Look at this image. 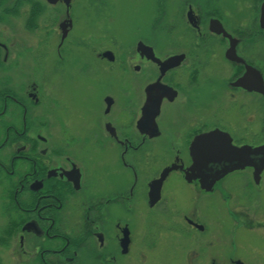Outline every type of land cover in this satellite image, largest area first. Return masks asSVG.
Wrapping results in <instances>:
<instances>
[{"label": "flooded vegetation", "instance_id": "obj_1", "mask_svg": "<svg viewBox=\"0 0 264 264\" xmlns=\"http://www.w3.org/2000/svg\"><path fill=\"white\" fill-rule=\"evenodd\" d=\"M136 1L112 46L89 31L107 0H0L4 264H153L164 233L205 225L226 264H247L240 233L264 242V0Z\"/></svg>", "mask_w": 264, "mask_h": 264}, {"label": "rangeland", "instance_id": "obj_2", "mask_svg": "<svg viewBox=\"0 0 264 264\" xmlns=\"http://www.w3.org/2000/svg\"><path fill=\"white\" fill-rule=\"evenodd\" d=\"M109 2L108 10L105 15L113 16V20L103 25L94 24L89 22V31L91 38H97L98 31L104 32L109 38L108 42L117 45H124L131 41L134 34L135 24L132 22L134 15L133 4L136 0H107ZM144 1V0H142ZM83 24L77 26L75 36L81 33ZM91 43L96 41L91 40ZM75 58H83L82 49L74 46L73 48ZM86 58V56H85ZM91 62V61H89ZM72 72H70L71 74ZM57 93L62 101L71 103L75 108L79 106L81 101H84L86 96L85 92L78 88L77 82L74 78L69 81L63 82L62 86L57 87ZM176 193L169 197V201L183 206L187 202V192L181 185L173 186ZM172 199V200H171ZM211 206L200 205L201 215L207 220L212 219L214 214L212 211L211 203H204ZM212 209V210H211ZM2 208L0 198V225L2 224ZM215 213V211H214ZM203 232H196L188 227H184L180 236L175 233H164L157 242V249L153 264H187L188 255L194 256L196 264H209L212 258L218 257L217 261L226 264V255L229 253V248L222 250L215 242H210L211 226H206ZM237 249L232 251V255L236 258H241L247 264H264V242L260 234L257 232L248 233L243 232L237 235ZM1 262L4 264L2 255H0Z\"/></svg>", "mask_w": 264, "mask_h": 264}, {"label": "water", "instance_id": "obj_3", "mask_svg": "<svg viewBox=\"0 0 264 264\" xmlns=\"http://www.w3.org/2000/svg\"><path fill=\"white\" fill-rule=\"evenodd\" d=\"M212 136L211 135H207V136H203V137H200V138H198L197 139V141H204V140H206V141H209L210 140V138H211ZM195 148V147H194ZM194 148L191 150V155L193 156V160H196V158L199 156L198 155V153H197V151L196 150H194ZM233 148L230 146V144H229V147L227 148V151H226V149L223 151V152H225L226 151V153H229V157H228V159H230L231 157H233L234 155L236 156L237 155V152L233 149ZM209 152V151H208ZM218 152H220V151H218ZM204 154L205 153H207V152H203ZM239 153H240V151H239ZM231 155H233V156H231ZM234 156V157H235ZM237 167H231V168H229V169H227L228 171L229 170H234V169H236ZM198 169V168H197ZM193 170H194V167H193ZM167 173V172H166ZM166 173H164L163 175H162V177H161V179L159 180V181H157V183L160 185V183L162 182V178L165 176V174ZM204 186H206V188H208L207 186H208V184H204ZM236 264H242L241 262H236Z\"/></svg>", "mask_w": 264, "mask_h": 264}, {"label": "trees", "instance_id": "obj_4", "mask_svg": "<svg viewBox=\"0 0 264 264\" xmlns=\"http://www.w3.org/2000/svg\"><path fill=\"white\" fill-rule=\"evenodd\" d=\"M1 208H2V209L4 208V204H3V205L1 204ZM1 232H2V230H1V228H0V244H1V241H2Z\"/></svg>", "mask_w": 264, "mask_h": 264}]
</instances>
